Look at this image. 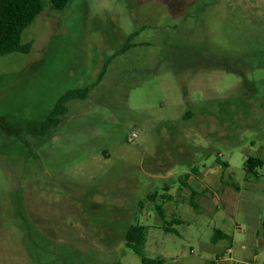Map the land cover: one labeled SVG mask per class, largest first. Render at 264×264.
Instances as JSON below:
<instances>
[{"label":"rangeland","instance_id":"1","mask_svg":"<svg viewBox=\"0 0 264 264\" xmlns=\"http://www.w3.org/2000/svg\"><path fill=\"white\" fill-rule=\"evenodd\" d=\"M22 41L0 56V264H144L132 224L162 264L264 263V165L245 170L264 160V0H46Z\"/></svg>","mask_w":264,"mask_h":264},{"label":"trees","instance_id":"2","mask_svg":"<svg viewBox=\"0 0 264 264\" xmlns=\"http://www.w3.org/2000/svg\"><path fill=\"white\" fill-rule=\"evenodd\" d=\"M50 8L54 11H62L66 9L71 0H49ZM46 0H0V56H5L14 52H22L28 54L32 51L33 41H22V35L36 18L44 11ZM138 34V31L131 33L124 45L116 50L109 59L104 63L97 80L86 87L74 88L67 90L57 101L52 112L43 121V128H49L58 121L59 115L63 114L67 109V104L72 99L86 98L91 87L97 85L107 72V68L111 60L117 55L126 52L133 44V39ZM227 166V163H224ZM264 165V160L256 156H248L245 161V170L247 177L257 175V168ZM198 193L192 191L190 204L195 206V196ZM158 194L155 192L148 196L151 200H156ZM142 205V202L139 203ZM156 208L162 217H165L164 208L162 205H156ZM180 220L172 219L168 225L164 223L165 232L175 231L173 223ZM229 235L221 229L216 228L212 236V242L216 243L223 238H228ZM125 242L128 248L139 255L144 264H162L163 259L160 257L151 258L144 254V247L147 241V227L140 224L130 225L125 232Z\"/></svg>","mask_w":264,"mask_h":264},{"label":"crops","instance_id":"3","mask_svg":"<svg viewBox=\"0 0 264 264\" xmlns=\"http://www.w3.org/2000/svg\"><path fill=\"white\" fill-rule=\"evenodd\" d=\"M227 166H228V165H227ZM192 174H193V173H192ZM194 174H195V173H194ZM190 175H191V174H188V175L186 176V178H185V179H187V183L190 182V181H189V177H190ZM204 175L210 176L211 174H210L209 172H206ZM192 176H193V175H192ZM193 180H195V179H193ZM193 180H192V181H193ZM192 181H191V182H192ZM211 181H212V180H211ZM191 182H190V183H191ZM190 183L187 184V186H190V188H191V189H190L191 191L189 192V197H190V198H189V203H190V199H191V196H192V191H194V192L196 191V192L198 193V194L195 196V199H194V200H196V198L198 197V195L201 194V193H199L196 189H192V188L194 187V185H192V184H190ZM208 184H209V183H207V181H206V185H205L204 188H208V186H209ZM185 187H186V186H185ZM205 190H206V189H205ZM203 191H204V190H202L201 192H203ZM186 194H187V193H186ZM166 198L172 199V197H170V196H167ZM195 202H196V201H195ZM164 212H165V211H164ZM165 214H166V213H165ZM172 219L180 220V222L182 221L180 218H177V217H173ZM215 229H216V228H215ZM224 233H225V232H224ZM226 234H227V233H226ZM257 236H260V232L257 233ZM223 239H224V238H223ZM211 241H212V240H211ZM218 242H219V241H218ZM218 242H216V243H218ZM213 243H214V242H213ZM216 243H215V244H216ZM229 252H231V249H229ZM225 253H226V251H219V252H217L216 255H215V257H216L215 259H216V260H214V261L212 262V264H218L221 260H223V259H224V255H225ZM262 264H264V263H262Z\"/></svg>","mask_w":264,"mask_h":264}]
</instances>
